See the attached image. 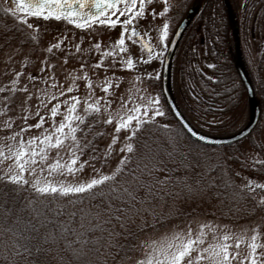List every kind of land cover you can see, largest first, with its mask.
Here are the masks:
<instances>
[{"label": "trees", "instance_id": "16d2710c", "mask_svg": "<svg viewBox=\"0 0 264 264\" xmlns=\"http://www.w3.org/2000/svg\"><path fill=\"white\" fill-rule=\"evenodd\" d=\"M195 1L179 4L173 26ZM235 1L197 0L199 11L174 57L172 85L184 114L205 133L224 135L248 117L246 88L234 62L237 20L262 110L252 133L233 144L206 145L192 139L165 104L166 114L135 131L133 150L107 175L111 179L92 189L41 192L28 182L0 178V264H120L136 253L143 237L171 223L212 213L249 219L260 207L264 213L252 189L264 184V81L253 77L243 45L251 28H263L264 0H244L242 12ZM6 3L15 4L0 0V52L8 42H23L27 20L57 21L16 6L18 13ZM245 144L257 155L242 157ZM258 190L264 195V187Z\"/></svg>", "mask_w": 264, "mask_h": 264}, {"label": "rangeland", "instance_id": "374dc122", "mask_svg": "<svg viewBox=\"0 0 264 264\" xmlns=\"http://www.w3.org/2000/svg\"><path fill=\"white\" fill-rule=\"evenodd\" d=\"M188 1L144 0L141 6L137 0L133 12L121 16L120 11L125 9L123 4L107 15L109 19L121 22L114 27L99 22L77 27L66 18L52 23L27 20L33 27H28L29 34L26 29L22 32L23 42H8L0 52V178L6 177L1 180L13 182L10 177L18 173L35 188L51 186L61 190L114 173L126 160L127 146H132V136L138 127L150 118L166 114L160 84L162 63L177 26H173V22L180 10L179 4H188ZM243 1H235L240 7L238 12H242ZM6 5L20 13L16 10L17 5ZM141 7L144 14L135 17L134 13ZM126 18L133 20L127 26V33L122 23ZM255 23L259 26L258 18ZM165 24L169 26L166 39L163 37ZM133 27L136 28L135 36L132 35ZM262 27V30L254 27L255 31L251 28L249 38L245 40L248 43L243 45L253 77L264 81V24ZM139 35L151 43V50L145 48ZM122 36L125 39L123 52L118 44ZM129 60L133 62L132 68L127 65ZM73 105L75 111L71 112ZM89 105L93 107L89 108ZM53 108L57 110L55 116L52 115ZM69 116H72L71 121L66 119ZM129 116L136 119L127 127H120ZM248 119L249 116L243 115L237 125L221 134L237 132ZM61 123L66 127L63 133H57ZM262 125L264 138V120ZM45 136L52 137V144L59 136L62 144L50 147L42 142ZM19 151L27 155L18 161ZM33 151L37 153L34 157ZM251 152L257 155L245 144L241 156ZM74 158L76 165L73 166ZM31 159L36 163H27L21 171L19 164ZM260 185L264 184L260 182ZM258 188L252 186L260 204L264 202V195ZM177 236L180 239L174 240ZM225 236L229 239L225 240ZM188 238L203 239L202 244L194 247V261L200 253L205 257L210 255L204 249L212 247L218 251L219 245L228 244L233 257L231 264H250L251 245L255 242L259 245L256 249L259 264L264 259L262 207L249 219L235 216L229 220L212 213L171 223L161 231L143 237L136 253L120 264L164 259L161 251L169 242L178 244ZM196 264H212V261L205 259Z\"/></svg>", "mask_w": 264, "mask_h": 264}, {"label": "snow or ice", "instance_id": "6c2138e0", "mask_svg": "<svg viewBox=\"0 0 264 264\" xmlns=\"http://www.w3.org/2000/svg\"><path fill=\"white\" fill-rule=\"evenodd\" d=\"M120 3H124L125 9L120 11V15L124 16L125 12L131 14L133 12V9L137 7V0H95V7L97 8V13L96 14H88L87 18H85L81 13H65L62 11L64 7H71V5H68L66 3H62L61 0H18L19 8L22 12H26L30 14L33 17H42L44 19H51L54 18L56 20H61L64 18L69 19L72 23H75L77 27H84L88 23H96L99 22L100 24H108L110 26H116L117 23H121L120 21L112 20L109 19L107 14L105 13V8H111V9H116L117 6ZM144 0H140L141 6L143 5ZM83 7V5H81ZM45 12H47V15H45ZM13 15H16L15 12L12 13ZM143 8L141 7L140 11H137L134 13L135 17H139L143 15ZM163 15V13H161ZM103 17V18H101ZM79 18V19H77ZM26 22V21H25ZM122 23L125 25L124 32H128V27L133 23L132 19H124ZM29 28L33 27L32 24L27 25ZM168 25H164V33L163 37L166 39L168 35ZM132 35H136V28H132ZM118 44L121 46L120 51L123 52L124 48L123 46L125 45V39L123 36L118 40ZM99 47V45H97ZM127 65L129 68H132L133 62L131 60L127 61ZM75 99V98H74ZM92 105H89V108H92ZM138 110V109H137ZM71 112L75 111V106L70 109ZM56 108L52 109V115H56ZM158 115L162 113H157ZM68 121H71L72 116H69L66 118ZM79 119V117H77ZM133 119H136V117L129 116L127 121L121 123L120 127H127L128 124L132 122ZM110 122V121H109ZM70 127V124L67 125ZM36 127H39V125H36ZM66 125L64 123H61L60 127L56 129L57 133H63ZM75 129H73V132ZM75 139V137H73ZM200 139H204V137H200ZM52 137L51 136H45L42 142H46L49 144L50 147H59L62 144V140L59 138V136L56 138L55 143H51ZM31 143V141H30ZM127 150L131 152L132 146L128 145ZM27 153L24 151H19L17 153L16 159L19 161L21 160ZM37 153L35 151L32 152V156H36ZM31 162L32 164H35L36 161L35 159H31L30 161H24V163L19 164V168L21 171L24 170L25 165L27 163ZM71 164L74 166L76 165V159H72ZM57 166H59V161H57ZM69 171H72V168H69ZM14 182H21L23 181L24 183H27L28 181L23 180V177L20 176L18 173L14 176L10 177ZM111 179L109 176H103L102 178L99 179H92L90 182L76 186V187H65L61 189L65 194L68 192H85L89 189H92L94 186L98 184H103L105 181ZM246 187H250L246 185ZM258 187H264V185H258ZM41 192H56L57 189L55 187L51 186H46L43 188L38 189ZM180 238L174 237V240H179ZM225 240H228L229 237L225 236ZM253 241L256 240V237L254 236ZM198 243H203L202 238H198L196 240H193L191 238H188L186 241H182L180 243H174V242H169L166 246L165 249L161 251V255L164 256V259H155L153 258L152 260H147L146 262H141V264H196L198 261H202L205 259H210L212 261V264H231V254L229 252V248L231 247L228 244H221L219 245V250L217 251L215 248H207L204 249V252L210 253L208 257H205L203 253H200L199 255L196 256L195 261L192 257V253L194 250L195 245ZM237 247H239V244H237ZM259 247L255 242L252 243L251 248H252V256H251V261L250 264H258V260L256 257V249ZM174 249V250H173ZM30 251V250H26ZM38 252L40 251L39 249L37 250ZM19 254V253H18ZM239 256V253L236 254ZM259 264H264V259H261L259 261Z\"/></svg>", "mask_w": 264, "mask_h": 264}, {"label": "water", "instance_id": "95a60500", "mask_svg": "<svg viewBox=\"0 0 264 264\" xmlns=\"http://www.w3.org/2000/svg\"><path fill=\"white\" fill-rule=\"evenodd\" d=\"M13 2L19 7L18 0H13ZM62 3H66L71 5V7H64L62 9L63 12L69 13H81L85 18H87L88 14H96L97 8L95 7V0H61ZM124 3H120L116 9L105 8V13L108 15L112 11H116L120 9V7ZM228 4V3H227ZM83 5V7L81 6ZM200 8V4L197 0L189 7L186 12V15L179 22L176 27L169 43L165 51V55L162 63L161 70V91L164 98V101L171 111L172 115L176 119V121L182 126L184 131L194 140L199 141L206 145L212 146H224L228 144H233L239 142L246 138L248 135L252 133V131L258 125L261 118V105L260 101L257 98L256 91L252 80L248 74L244 59L243 52L241 47V38H240V28L237 20L234 22L233 32L235 39V56L234 62L236 69L245 85L248 102H249V119L247 123L237 132L228 135H212L205 133L198 128H196L187 116L184 114L183 110L179 106L176 96L173 91L172 85V66L176 51L179 47V44L187 31L191 21L195 18ZM47 14V12H45ZM234 17L235 14L233 13ZM102 18V17H101ZM67 19V18H66ZM79 19V18H77ZM69 20V19H68ZM70 21V20H69ZM143 45L147 50L152 49L151 43H149L143 36L139 35ZM200 137H204V139H200Z\"/></svg>", "mask_w": 264, "mask_h": 264}, {"label": "flooded vegetation", "instance_id": "af4514ba", "mask_svg": "<svg viewBox=\"0 0 264 264\" xmlns=\"http://www.w3.org/2000/svg\"><path fill=\"white\" fill-rule=\"evenodd\" d=\"M190 5H192V4H190ZM185 14H186V13H185ZM184 16H185V15H184ZM184 16H183V17H184ZM183 17H182V18H183ZM182 18H181V19H182ZM181 19H180V21H181ZM180 21H179V22H180ZM179 22H178V23H179ZM177 25H178V24H177ZM176 27H177V26H176ZM176 27H175V29H176ZM175 29H174V30H175ZM173 33H174V31H173ZM173 33H172V35H173ZM172 35H171V37H172ZM171 37H170V38H171ZM169 40H170V39H169Z\"/></svg>", "mask_w": 264, "mask_h": 264}]
</instances>
